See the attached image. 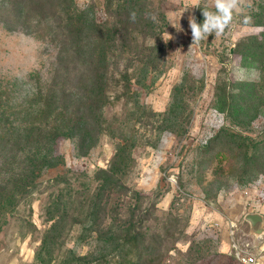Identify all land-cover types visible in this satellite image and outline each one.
I'll list each match as a JSON object with an SVG mask.
<instances>
[{"label": "rangeland", "instance_id": "obj_1", "mask_svg": "<svg viewBox=\"0 0 264 264\" xmlns=\"http://www.w3.org/2000/svg\"><path fill=\"white\" fill-rule=\"evenodd\" d=\"M11 1L0 0V8ZM128 1L127 12L142 13L156 37L138 39L124 53L106 45L108 105L98 125L57 139L55 154L62 162L44 170L37 188L6 210L0 264H239L238 252L264 259V234L253 235L244 220L247 213L264 219V0H245L223 35L195 44L189 17L204 20L202 8L193 7L197 0ZM66 4L44 13L40 32H31L38 16L29 25L30 11L18 0L14 13L5 16L8 22L0 20L3 103L9 98L11 107L24 104L33 87L43 92L54 80L77 85L81 66L63 64L60 71L59 60H88L102 38L74 33L62 12ZM199 4L214 10L213 0ZM74 6L90 24L110 28L123 1L74 0ZM79 43L85 44L79 55L67 48ZM240 70L247 78H239ZM124 71L127 91L115 82ZM120 144L131 158L122 181L125 196H113L98 226L79 217V225L66 218L50 229L45 210L58 194L51 181L79 173L94 177L110 166ZM116 204L118 215L110 211ZM113 219L140 227L131 232L139 237L115 233L118 240L110 239L120 224Z\"/></svg>", "mask_w": 264, "mask_h": 264}, {"label": "trees", "instance_id": "obj_2", "mask_svg": "<svg viewBox=\"0 0 264 264\" xmlns=\"http://www.w3.org/2000/svg\"><path fill=\"white\" fill-rule=\"evenodd\" d=\"M18 1L20 5L27 8V11H30L27 12L26 17L29 25L35 20V17L38 16L40 19L31 32L42 30L40 26L45 12L68 3L65 7L62 5L61 8L66 15L67 25L69 26V22L75 25L74 33L82 35L85 32L87 36L94 33L92 36L96 34L102 39L98 41L97 45L91 46L93 51L86 61L82 57H76L70 62H65L64 59L59 60L60 71L63 64L69 69L81 66L77 85L68 86L66 78L63 79V73L60 76L62 81L54 80L45 87L46 90L43 92L41 90L36 92V88L33 87L31 92L26 95V99L23 100L26 102L24 104L28 105L27 107L24 104L15 105V103V106L11 107L8 105L9 98L6 97L8 101L3 103V96L0 94V220L3 219L5 212H8L6 210L17 205L15 204L17 197L27 198L31 191L37 188V180L44 170L52 169L62 162V158L55 154V144L58 138H73L74 130L77 132L86 130L89 125H98V120L108 105L106 45L110 44L112 51L118 50L124 53L125 50L131 51L132 45L135 48L138 39L146 40L156 37V33H151L150 29L144 25L145 20L142 13L138 14L133 9L131 12H127L126 9L132 7L127 5L131 4L127 0H121L123 6H118L117 20L110 28L95 23L90 24L83 17L82 12L77 11L74 0H57L58 2L54 0H23V3L21 0ZM16 3L17 0H13L7 7L1 6L0 20L8 22L9 15L15 11ZM70 10L78 12L79 15L70 13ZM67 12L75 16H68ZM132 13L136 14L134 22L130 19ZM42 26L44 27V25ZM53 36H58V34L54 33ZM59 36L62 34L59 33ZM97 36L95 37L97 38ZM54 38L57 40V37ZM59 40L62 42V46L67 45L64 38H59ZM117 42H120L119 46L116 45ZM84 47V43H79L72 49L67 46L69 51L72 50L73 53L77 51L78 55ZM70 75L72 73L69 70ZM115 82L116 87L127 91L130 82L126 71L120 72L119 79ZM18 107L24 108L19 111H11L12 108ZM39 117L43 120H39ZM130 162L131 158L128 156L127 149L120 144L110 166L107 169L98 170L94 177L84 178L79 173L71 174L70 177L60 175L54 178L51 181L52 188L56 189L58 194L52 196L45 210L47 220L52 222L50 229L58 227L59 223H63L66 218H69L73 225L82 223L79 217L88 220L94 227L102 223L98 222L99 216L103 214L102 220H104V216H107L105 207L110 205L113 196L116 194L125 196L122 195L124 190L126 191L122 181L127 174ZM4 176L9 177L6 179ZM81 179H87V181L81 182ZM90 183H95L96 186L89 188ZM61 185H64L65 188L61 189ZM74 205L77 207L71 209V206ZM118 209L116 204L110 211L112 214L118 215ZM112 221L120 224H118L119 228L110 234V239L118 240L114 238L115 233L124 237L128 235L132 240L139 237L138 233L132 235L131 232L139 230L140 227L132 225L129 220L113 219Z\"/></svg>", "mask_w": 264, "mask_h": 264}, {"label": "clouds", "instance_id": "obj_3", "mask_svg": "<svg viewBox=\"0 0 264 264\" xmlns=\"http://www.w3.org/2000/svg\"><path fill=\"white\" fill-rule=\"evenodd\" d=\"M245 0H213L212 9L209 10L207 6L201 7L199 0L193 7L202 8V15L204 20L202 23H198L194 16L189 17V27L191 29L193 44L199 43L200 41L214 34L215 36H221L230 27L233 21V14L238 13L244 6ZM251 7V4L247 5ZM130 19L133 22L136 19V14L132 13ZM250 21V17L245 18L244 23L247 24ZM169 39L171 37L169 36ZM254 78L259 77V73L255 72ZM239 78H247L244 74V70L239 71Z\"/></svg>", "mask_w": 264, "mask_h": 264}, {"label": "water", "instance_id": "obj_4", "mask_svg": "<svg viewBox=\"0 0 264 264\" xmlns=\"http://www.w3.org/2000/svg\"><path fill=\"white\" fill-rule=\"evenodd\" d=\"M244 220L249 224L250 232L255 236L264 234V219L259 213H247Z\"/></svg>", "mask_w": 264, "mask_h": 264}, {"label": "built area", "instance_id": "obj_5", "mask_svg": "<svg viewBox=\"0 0 264 264\" xmlns=\"http://www.w3.org/2000/svg\"><path fill=\"white\" fill-rule=\"evenodd\" d=\"M236 257L239 264H264V259H260L254 254H241L238 252Z\"/></svg>", "mask_w": 264, "mask_h": 264}]
</instances>
